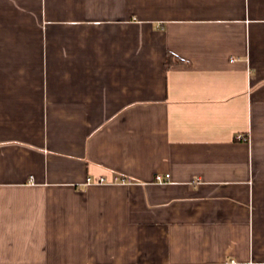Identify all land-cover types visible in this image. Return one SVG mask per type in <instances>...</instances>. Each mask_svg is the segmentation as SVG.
<instances>
[{
  "label": "crops",
  "instance_id": "0c3cea01",
  "mask_svg": "<svg viewBox=\"0 0 264 264\" xmlns=\"http://www.w3.org/2000/svg\"><path fill=\"white\" fill-rule=\"evenodd\" d=\"M0 264H264V0H0Z\"/></svg>",
  "mask_w": 264,
  "mask_h": 264
},
{
  "label": "built area",
  "instance_id": "2783aa9c",
  "mask_svg": "<svg viewBox=\"0 0 264 264\" xmlns=\"http://www.w3.org/2000/svg\"><path fill=\"white\" fill-rule=\"evenodd\" d=\"M171 179V174L170 173H166V174H162V173H157L156 176H155V180L158 181V182H166V181H169ZM91 181H95L99 184H103V183H109L111 182V180H109L108 178L104 177V176H101L100 178L94 180L92 179L91 177L88 178V182H91ZM114 182H122V183H128V182H131L132 180L128 177H119V176H116L113 180Z\"/></svg>",
  "mask_w": 264,
  "mask_h": 264
},
{
  "label": "trees",
  "instance_id": "16d2710c",
  "mask_svg": "<svg viewBox=\"0 0 264 264\" xmlns=\"http://www.w3.org/2000/svg\"><path fill=\"white\" fill-rule=\"evenodd\" d=\"M170 64H171L170 61H168V62H167V67H170Z\"/></svg>",
  "mask_w": 264,
  "mask_h": 264
}]
</instances>
